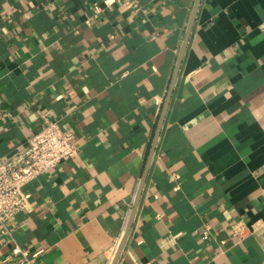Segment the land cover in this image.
<instances>
[{
    "label": "crops",
    "instance_id": "obj_1",
    "mask_svg": "<svg viewBox=\"0 0 264 264\" xmlns=\"http://www.w3.org/2000/svg\"><path fill=\"white\" fill-rule=\"evenodd\" d=\"M196 2L0 0V156L46 119L77 146L8 220L36 264H111L170 89L116 264H264V0H199L184 47Z\"/></svg>",
    "mask_w": 264,
    "mask_h": 264
},
{
    "label": "built area",
    "instance_id": "obj_2",
    "mask_svg": "<svg viewBox=\"0 0 264 264\" xmlns=\"http://www.w3.org/2000/svg\"><path fill=\"white\" fill-rule=\"evenodd\" d=\"M90 8L93 16H98L102 7L98 2H92ZM90 24V20L86 19ZM0 116L3 113L0 112ZM77 146L72 133L64 131L57 121L46 119V124L28 138L27 145L19 151L3 159L0 156V234L12 243L10 256L17 264H36L37 251L17 244L8 227V220L27 204L22 187L39 174L68 160L76 155ZM210 225L205 223L201 230L202 240L210 236ZM245 227L236 226L234 232L242 236ZM136 264H151L137 262Z\"/></svg>",
    "mask_w": 264,
    "mask_h": 264
},
{
    "label": "water",
    "instance_id": "obj_3",
    "mask_svg": "<svg viewBox=\"0 0 264 264\" xmlns=\"http://www.w3.org/2000/svg\"><path fill=\"white\" fill-rule=\"evenodd\" d=\"M198 3H199V0H197V2L195 4V9H194V12H193V16H192V19H191V21L189 23V26L187 28V34H186L185 41H184V44H183L184 47H185V45H186V43L188 41L189 33L191 31V28H192V22H193V19H194V16H195V12H196V8H197ZM181 59L182 58L180 56L174 75H177ZM170 91H171V89H170ZM170 91L168 92V95L166 96V99H165V102H164V105H163V108H162V111H161V115H160V118H159L157 129L155 131V135H154V138H153L152 143H151V147H150V150H149V153H148L145 169H144V172H143V175H142V178H141V181H140V184H139L136 196H135L133 208H132L129 220H128V224H127L126 230H125V232L123 234V237H122V239H121V241L119 243V246L117 248L116 254H115L111 264H116V261H117L119 255H120V253L122 251L124 243H125V241L127 239L129 231L131 229V225H132V222H133L135 211H136V208H137V205H138V202H139V198H140V195H141V191H142V188H143V185H144V182H145L146 172H147V169L149 167V163H150V161L152 159L153 153L155 151V147H156V144H157V138L159 136V133H160V130H161V126H162V123H163V119H164V115H165V111L167 109L168 102H169V99H170V95H171Z\"/></svg>",
    "mask_w": 264,
    "mask_h": 264
}]
</instances>
